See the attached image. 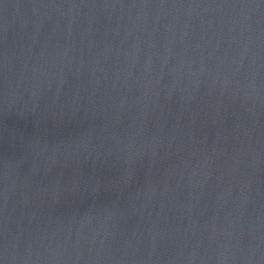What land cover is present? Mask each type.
<instances>
[{
    "label": "water",
    "instance_id": "1",
    "mask_svg": "<svg viewBox=\"0 0 264 264\" xmlns=\"http://www.w3.org/2000/svg\"><path fill=\"white\" fill-rule=\"evenodd\" d=\"M0 264H264V0H0Z\"/></svg>",
    "mask_w": 264,
    "mask_h": 264
}]
</instances>
